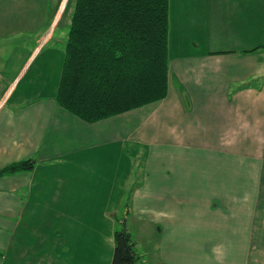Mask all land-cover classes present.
I'll use <instances>...</instances> for the list:
<instances>
[{
    "label": "crops",
    "instance_id": "obj_1",
    "mask_svg": "<svg viewBox=\"0 0 264 264\" xmlns=\"http://www.w3.org/2000/svg\"><path fill=\"white\" fill-rule=\"evenodd\" d=\"M38 52L0 53V168L35 160L0 175V264H110L126 199L159 264H264V0H168L166 96L94 122L55 100L60 50L13 96Z\"/></svg>",
    "mask_w": 264,
    "mask_h": 264
},
{
    "label": "trees",
    "instance_id": "obj_2",
    "mask_svg": "<svg viewBox=\"0 0 264 264\" xmlns=\"http://www.w3.org/2000/svg\"><path fill=\"white\" fill-rule=\"evenodd\" d=\"M167 34L168 0H75L57 104L94 122L164 98ZM34 165L33 158H25L0 168V175L30 171ZM122 224L114 230L110 264H139L141 255Z\"/></svg>",
    "mask_w": 264,
    "mask_h": 264
},
{
    "label": "rangeland",
    "instance_id": "obj_3",
    "mask_svg": "<svg viewBox=\"0 0 264 264\" xmlns=\"http://www.w3.org/2000/svg\"><path fill=\"white\" fill-rule=\"evenodd\" d=\"M74 1L0 0V29L2 30L0 53H2V58L6 59L12 47L18 44L28 49L33 47L37 39L41 44V52L36 54L35 62H31L26 73H23L22 78H18L16 85H14L13 96L24 94L27 91H36L37 84L41 85V80L44 84L46 79H37L35 71L41 69L45 73L44 76H47L45 71L48 68L51 69L53 59L59 58V50L62 55L64 54V42L68 34ZM246 36L248 37L250 34L247 33ZM126 151L136 157V154L133 153L135 149L132 146L127 145ZM127 202L126 199L117 213L110 212L112 216H116L115 229H120L123 226L122 221L127 218L128 225L132 228L133 236L136 238V251L140 255L143 254L144 260L140 261V264H159L158 239L155 238L157 234L154 237L150 228H146L142 224L138 225L139 223L134 221L132 214L127 211ZM101 229L106 230L107 226H101ZM142 229H145V232ZM148 238L150 239L148 240ZM112 250L113 247L105 239L103 241L98 240V253H112Z\"/></svg>",
    "mask_w": 264,
    "mask_h": 264
}]
</instances>
